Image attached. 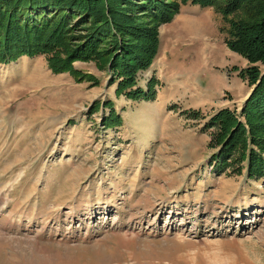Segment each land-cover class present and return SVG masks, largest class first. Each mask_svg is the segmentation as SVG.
Segmentation results:
<instances>
[{
  "label": "rangeland",
  "instance_id": "rangeland-1",
  "mask_svg": "<svg viewBox=\"0 0 264 264\" xmlns=\"http://www.w3.org/2000/svg\"><path fill=\"white\" fill-rule=\"evenodd\" d=\"M177 14L158 27L184 64L167 106L117 92L92 59L73 65L96 84L52 72L46 54L0 61V264H264V174L236 149L213 163L205 127L222 108L240 116L247 60L215 8ZM148 70L138 85L156 88Z\"/></svg>",
  "mask_w": 264,
  "mask_h": 264
},
{
  "label": "trees",
  "instance_id": "trees-1",
  "mask_svg": "<svg viewBox=\"0 0 264 264\" xmlns=\"http://www.w3.org/2000/svg\"><path fill=\"white\" fill-rule=\"evenodd\" d=\"M187 2L221 12L227 23V46L248 63L239 71L251 87L240 116L222 108L205 124L217 127L220 151L212 162L225 165L236 149L241 162L247 161L250 176L263 175L264 0H0V61L46 54L52 72H69L77 80L96 84L92 74L73 65L92 59L98 68H108L118 82L117 92L126 90L132 99H153V79L141 87L138 73L149 68L157 53L159 25L169 22ZM74 29L82 33L74 35ZM115 117L111 110L104 124L114 126Z\"/></svg>",
  "mask_w": 264,
  "mask_h": 264
},
{
  "label": "crops",
  "instance_id": "crops-1",
  "mask_svg": "<svg viewBox=\"0 0 264 264\" xmlns=\"http://www.w3.org/2000/svg\"><path fill=\"white\" fill-rule=\"evenodd\" d=\"M178 15V14H176ZM175 17V16H174ZM178 17H182V14ZM185 17V16H183ZM174 19V18H173ZM172 19V20H173ZM171 22L163 24V26H166L168 24H171ZM165 32V31H164ZM162 33V30L159 33V47L157 50V55L152 63V65L147 69L148 72L150 73V75L153 76L154 79H156L157 81V87L155 88V96L153 99H149V100H145V101H155L156 104L159 103L160 106H167L171 103V101L173 102V99L171 97V92H170V87H168L167 85H171L172 82L171 80H173L176 77H185V74H179L178 72V68L176 65H179L180 62L177 59V57H175L176 54H172L168 49H166L165 46H161L160 48V44L162 43V39H167V37L170 35L169 33ZM174 52H178L177 49H171ZM183 65L184 64H180ZM146 71V70H145ZM155 87V86H154ZM163 87H168L169 89H164Z\"/></svg>",
  "mask_w": 264,
  "mask_h": 264
}]
</instances>
